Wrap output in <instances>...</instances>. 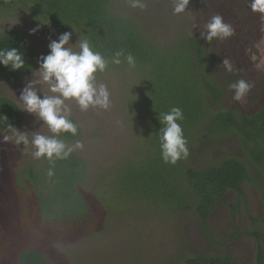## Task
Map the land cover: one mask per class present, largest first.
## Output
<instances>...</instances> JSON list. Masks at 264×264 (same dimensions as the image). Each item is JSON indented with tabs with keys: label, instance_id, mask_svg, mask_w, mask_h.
Segmentation results:
<instances>
[{
	"label": "trees",
	"instance_id": "obj_1",
	"mask_svg": "<svg viewBox=\"0 0 264 264\" xmlns=\"http://www.w3.org/2000/svg\"><path fill=\"white\" fill-rule=\"evenodd\" d=\"M10 12L27 14L31 27L40 28L49 36L68 32L78 43L87 39L93 50L108 62L96 76L108 70L116 51L133 56V63L121 57L118 64L137 73L134 89H126V93L133 90V101L126 107L123 102L126 93L118 100L130 120L134 157L125 156L120 164L112 165L92 183L85 161L74 151L54 164L42 157L36 170L27 168L37 199L30 205L33 213L17 225L23 234L27 233V223L34 211L41 222L69 235L99 234L105 229L101 220L144 212L157 216L190 214L205 231L213 212L227 206L234 223L226 241L240 237L235 223L237 204L225 199L229 193L236 199L244 196L242 186L251 180L248 165L235 157L221 158L203 168L191 167L189 163L195 145L231 134L243 156L264 178V103L249 114L236 106L223 107L222 90L210 68L209 53L197 36L180 32L165 43L154 39L143 24V15L152 11L133 8L130 0H0V18ZM8 48L24 52L26 65L17 71L0 66V81L34 77L37 56L28 34L17 28L1 30L0 49ZM173 107L183 112L184 119L179 123L189 150L188 157L175 165L162 160L159 141L160 128L164 126L162 115ZM70 119L78 127L77 135L59 136L68 144L81 136L80 123L71 115ZM132 119L138 120L136 126L132 125ZM21 121L18 104L13 98L0 95V136L18 127ZM9 124L14 127H8ZM49 170L52 176L48 175ZM28 196L31 198L32 194ZM251 221L257 226L244 235L255 239L254 264H264V210ZM10 245L0 239V256L12 258L14 264H51L36 249ZM170 260L171 264H238L228 254L211 256L183 250Z\"/></svg>",
	"mask_w": 264,
	"mask_h": 264
},
{
	"label": "rangeland",
	"instance_id": "obj_2",
	"mask_svg": "<svg viewBox=\"0 0 264 264\" xmlns=\"http://www.w3.org/2000/svg\"><path fill=\"white\" fill-rule=\"evenodd\" d=\"M250 2L189 0L184 13L174 14L173 0H144L145 9L149 8L152 12L143 15L146 33L162 43L180 32H191L197 36L209 53L210 68L221 87V105L227 108L236 106L247 114L264 103V15L251 11ZM215 15L222 16L223 21L232 26L234 35L207 42L201 33L206 31L205 25ZM27 20V14L10 12L0 18V31L17 28L28 34L37 56L36 72L29 80L0 81V95L11 97L18 104L22 121L16 129L25 132L31 140L36 133H52L39 117L23 110L19 96L30 81L39 79V62L49 54V43L58 40L61 33L54 32L49 36L40 28L33 32L35 28ZM69 44L73 51H79L75 37H70ZM225 58L232 63L233 72L224 68L222 61ZM240 79L251 83L252 88L243 101H235L234 91L229 89V85ZM96 82L106 85L109 91L111 103L108 109L90 107L81 111L74 101H66L71 117L81 125L78 141L83 147L74 152L85 161L91 183L105 175L112 165L120 164L125 156L131 159L135 154L133 138L129 134L130 120L122 112L118 100L125 97L127 88L134 89L137 73L129 67L112 63L103 75L96 76ZM36 88L38 95L51 94L47 84H37ZM126 95L123 102L128 107L133 101V90ZM132 123L136 126L138 120L132 119ZM34 150L31 145L25 147L16 143L15 128L0 136V239L10 246L21 244L36 249L51 264H171L170 259L176 258L181 250L211 256L228 254L238 264L255 263V239L244 235V232L256 228L257 224L251 220L260 217L264 210V178L246 160L238 141L231 134L195 145L189 163L191 167L203 168L221 158L235 157L248 165L251 180L242 186L244 196L236 199L233 193H229L225 199L237 204L235 223L240 229V237L229 241L226 238L234 221L227 206L213 212L208 223L210 234L208 229L202 231L196 218L190 214L157 216L144 212L101 220L105 229L99 234L69 235L41 222L36 211L27 223V233L23 234L17 225L33 213L30 205L37 199L27 176V168L34 167L36 170L42 160L32 155ZM31 194L33 199L28 196ZM3 257L0 256V264H14L12 258Z\"/></svg>",
	"mask_w": 264,
	"mask_h": 264
},
{
	"label": "clouds",
	"instance_id": "obj_3",
	"mask_svg": "<svg viewBox=\"0 0 264 264\" xmlns=\"http://www.w3.org/2000/svg\"><path fill=\"white\" fill-rule=\"evenodd\" d=\"M188 4L189 0H173V13H184ZM130 5L140 9L146 7L142 0H130ZM250 9L264 15V0H251ZM205 29L201 36L207 42L214 39L224 40L234 35L232 26L225 23L220 15L213 16ZM70 36L71 33L65 32L58 40L49 43V54L43 56L39 62V79L30 81L19 96L23 110L39 117L52 135L36 133L29 140L25 132L15 128L16 143L25 147L31 145L35 149L32 155L36 159L43 157L53 164L55 160L66 159L75 149L83 147L79 141L68 145L59 138L62 133L76 136L78 132L77 125L70 119L71 109L66 101H74L81 111L90 107L108 109L111 103L106 85L96 82V73L103 72L108 62L101 53L93 50L87 39H81L79 51H73L69 44ZM121 57L130 64L134 62L133 56H125L123 51H116L112 62L120 63ZM222 64L228 72L234 71L229 59H223ZM25 65L24 52L17 48L0 49V66L17 71L25 69ZM37 84H47L51 94L38 95ZM251 88L252 84L244 79L229 85V89L234 91L235 101H243ZM183 119V112L178 107H173L162 115L161 123L164 126L160 128L159 141L161 158L165 163L175 165L178 160L186 159L189 155L188 141L179 123ZM8 127L14 126L9 124ZM48 175H53L51 170Z\"/></svg>",
	"mask_w": 264,
	"mask_h": 264
}]
</instances>
